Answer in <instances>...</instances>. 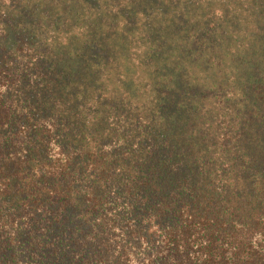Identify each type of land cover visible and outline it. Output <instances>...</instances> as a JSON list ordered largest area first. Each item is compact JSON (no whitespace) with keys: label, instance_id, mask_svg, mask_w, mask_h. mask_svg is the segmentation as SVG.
<instances>
[{"label":"trees","instance_id":"trees-1","mask_svg":"<svg viewBox=\"0 0 264 264\" xmlns=\"http://www.w3.org/2000/svg\"><path fill=\"white\" fill-rule=\"evenodd\" d=\"M0 264H264V0H0Z\"/></svg>","mask_w":264,"mask_h":264}]
</instances>
